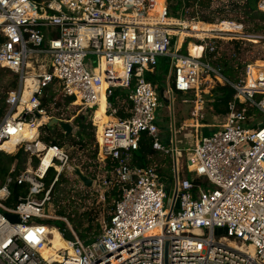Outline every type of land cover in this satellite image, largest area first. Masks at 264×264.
Instances as JSON below:
<instances>
[{"label":"built area","instance_id":"1","mask_svg":"<svg viewBox=\"0 0 264 264\" xmlns=\"http://www.w3.org/2000/svg\"><path fill=\"white\" fill-rule=\"evenodd\" d=\"M256 9L264 12V0ZM225 22L247 33L232 21L216 24ZM195 23L206 22L170 16L164 0H0V71L18 78L4 99L0 152L21 149L28 157L27 167L13 175L14 163L0 185V264H264V68L248 63L238 81H226L213 65L216 42L236 36L195 30ZM191 44L201 48L198 56L189 51ZM40 55L48 69L40 64L37 72L28 58ZM87 57L95 59V69H89ZM159 58L168 67L161 90L168 108L176 92L183 103L187 96L198 97L204 77L233 90L217 129L200 134L183 151L175 136L161 138L157 124L160 91L147 78ZM49 92L52 103L45 107ZM60 98L72 99L85 112L103 103L107 121L98 153L104 169L111 162L104 185L116 187L118 197L93 240H81L72 229L65 231L68 240L57 231L67 247L53 258L43 254L52 248L51 227L42 223L48 219L44 206L74 167L61 147L40 140L39 128L56 118L47 110ZM42 117L46 121L39 123ZM24 126L37 133L26 139ZM144 136L152 150L172 156L170 179L151 165L131 164ZM183 157L180 178L177 159ZM189 174L204 177L213 188L191 182ZM12 184L27 190L8 206ZM216 229L224 235L215 236Z\"/></svg>","mask_w":264,"mask_h":264},{"label":"rangeland","instance_id":"2","mask_svg":"<svg viewBox=\"0 0 264 264\" xmlns=\"http://www.w3.org/2000/svg\"><path fill=\"white\" fill-rule=\"evenodd\" d=\"M211 1V8L201 10V15L212 17L213 23L212 25H200L202 29L216 30V26H218L216 23H218L222 17H226L229 20L242 22L245 26V31L247 32L236 33L235 31H230L228 34L236 36L235 38L226 37V40L219 41L218 51L219 55L224 58V61L230 63V61L233 60L238 64L241 71L248 62L256 64L257 61H264V30L258 29V27L263 26V22L257 13L255 12L253 17H247L243 15L239 9H232L229 3L232 1L237 2L239 0ZM174 4L175 1L172 2V5ZM217 8L222 11L220 13L212 11ZM189 18L190 16L187 14L186 19ZM191 26L195 28L197 25L191 24ZM228 28L239 30V27L235 25H228ZM237 36L246 39H241ZM253 36L256 37L253 38ZM235 43L238 45L236 49ZM233 54L235 57L231 59ZM37 57L39 58V56ZM37 57L32 56L31 58H28V62L32 64L34 70L38 72L40 64H45L48 69L47 58L40 55L42 60L39 59L37 62ZM89 59L93 61L90 66L93 70L95 69V59L88 58V60ZM27 71L29 70L27 69ZM15 81L17 85L18 79L15 75L9 71H0V106L4 103L6 93L15 88ZM217 85H219V83L214 78L211 77L210 79H207L204 77L200 83L198 97L187 96V103H183V95L179 96L178 94H173V105L171 108L166 107L168 104L163 102L161 109L157 113V124L160 128H163L161 131V138L167 139L169 135L175 136L177 148L180 150L182 149L183 151L188 147H192L196 143V139L200 134L207 136L210 134V130L217 129L223 116V113H220L222 108L218 106V96L220 93ZM57 102L60 106L58 108L50 106L47 110V114L68 121L73 126L72 134L68 136V140L64 142L61 148L69 154L73 167L78 168L84 176H87L92 182H94L90 187H85L75 175L74 169L73 172L67 175L64 174L55 185L54 192L53 194L51 193L50 202L44 206V213L48 217L47 220L63 222L66 230L72 229L76 233L77 230H75V227H73L71 223V220H73L79 231L91 225L92 230H90V233H92L95 230V224H98L100 227L101 224L106 222L114 202L113 199L107 201L106 192L108 190L106 189L103 194H100L101 185L96 184L98 176L101 175L104 183V180L109 175L108 173L110 171V169H104L103 167L102 172H99L100 163L97 158L98 144L95 133L97 129L101 130L102 116L99 114L96 115V113L94 114L93 111L85 112L77 105V103L65 105L64 98H60ZM196 109H198L197 115L195 113ZM76 117H81L85 122L84 124L88 126V129L85 130L86 133L90 134L93 129V139L90 137L84 138L86 146L82 149L78 146L71 145L72 140H79L76 135L79 129L74 123ZM170 120V125L172 124L171 128H169L170 126L168 122ZM39 133L40 137L45 136L46 134L42 130ZM55 133L58 135L63 134L58 127L55 129ZM94 152H96L95 159L92 157ZM22 157L23 162L20 165L21 171L28 165L27 155L23 154ZM148 159L150 160L149 165L157 169L161 176L168 179L172 177L174 168L172 156L157 152L156 155L148 156ZM177 165L178 174L181 178V176L184 175L181 172V169L184 171V157L177 159ZM188 179L202 187L213 188L208 184L204 177L194 178L189 174ZM59 213H62L63 215H59ZM56 230L58 231V229Z\"/></svg>","mask_w":264,"mask_h":264},{"label":"trees","instance_id":"3","mask_svg":"<svg viewBox=\"0 0 264 264\" xmlns=\"http://www.w3.org/2000/svg\"><path fill=\"white\" fill-rule=\"evenodd\" d=\"M158 2H161L162 0H157ZM175 1V4L172 5V2ZM259 0H239V1H232L229 3V5L232 7V9H239L240 12L247 16V17H253L254 13L256 12L257 15L260 17L261 21L263 22V26L258 27V29L264 30V12H260L256 9L257 2ZM164 3L167 7L168 13L170 16H173L175 18H180V19H186L187 14L191 17H198L200 21L212 24L213 23V18L210 16H205L201 15V10H207L211 8V0H164ZM196 4V10L194 9V5ZM213 12L220 13L222 10L219 8L212 10ZM200 16V17H199ZM226 20V21H232L238 24H242V22L236 21V20H229L226 17H222L220 21ZM243 25V24H242ZM244 26V25H243ZM245 28V26H244ZM217 46L219 44V41L216 42ZM236 44V43H235ZM238 47V45H235V49ZM233 56L231 59H233ZM251 63V62H248ZM213 65L219 67L220 69V74L221 76L228 82H236L238 81L243 75H244V68L241 71L239 68L238 64L234 62L233 60L230 61V63L225 62L224 58L219 55L218 51V59L216 63ZM167 65L165 63V60L162 58H159L157 61V65L155 67V72L153 76H148L147 80L154 85L158 87V90L161 91L164 88V76L167 74ZM17 77V76H16ZM18 79V78H17ZM14 87H16V81L14 82ZM218 90H219V96H218V103L222 111L220 113H225L227 111V103L232 99L233 96V90L230 88L228 84L224 85H217ZM176 94H178L176 92ZM180 96V94H178ZM52 97L53 94L49 92L47 95V98H45L42 102L43 106H48V104L52 103ZM72 102V99L66 98L65 99V105H69ZM163 102H161V107H162ZM60 104L58 102L55 104V107H59ZM160 107V109H161ZM167 107V106H166ZM5 109V104L3 103L0 106V117L3 115ZM169 122V121H168ZM74 123L78 127L79 131L76 133L77 137L79 140L74 141L72 140L71 145L72 146H78L80 149L84 148L86 146V142H84V138H92L93 139V129L91 130V133L88 134L85 132L86 129H88V126L84 124L85 122L81 119V117H76L74 119ZM160 128V127H159ZM56 129V128H55ZM55 129L49 128L46 125H43L39 128V132L42 130L46 134L45 136L40 137L39 133V138L42 142L48 145H53V146H58L62 147L65 141L68 140V137H65L63 134L58 135L55 133ZM162 131L163 128H160ZM99 133L100 130L97 129L96 131V139L98 141L99 139ZM157 152L152 150L151 148V139L147 136H144L140 142H139V149L132 154L131 158V164L136 165V166H149L150 160L148 159V156H153L156 155ZM23 153L21 149H18L14 154L8 155L3 152H0V185L4 181V179L7 177L9 174V171L11 169V166L15 163V169L13 172V175H18L21 171L20 165L23 162ZM92 157L95 159L96 158V152L93 153ZM98 162L100 163V169L99 172H102L103 169V156H101V153H98ZM37 160L33 159V164H36ZM106 168L110 169L111 168V162L108 161L106 163ZM157 171V169H155ZM158 172V171H157ZM54 172L50 170L47 174V176L44 179V183L46 188L49 186L51 179L53 177ZM102 176V175H101ZM98 176V179L96 180V184L101 185L102 183V177ZM108 177V176H107ZM55 187V186H54ZM52 188V194L54 192L55 188ZM26 187L25 186H18L16 184H12L9 186V191H10V198L6 202L8 206L11 204L16 203L18 200L19 196H23L26 193ZM100 194H103L106 190L105 186H101L100 188ZM106 200L108 201L109 199L116 200L118 197V191L116 187L110 188L106 192ZM103 196V195H102ZM59 215H63L62 213H59ZM91 221V220H90ZM108 221V218L106 219ZM92 222V221H91ZM90 222V223H91ZM44 225L51 226L53 228L58 229L59 232H65V224L63 222L59 221H50L47 220L45 222H42ZM71 223L73 227H75L76 235L83 241H91L94 238H96L100 234V227L98 224H95L94 232L90 233V230H92V226L89 225L87 228L78 230V227H76L75 223L73 220H71ZM102 226V224H101Z\"/></svg>","mask_w":264,"mask_h":264},{"label":"bare ground","instance_id":"4","mask_svg":"<svg viewBox=\"0 0 264 264\" xmlns=\"http://www.w3.org/2000/svg\"><path fill=\"white\" fill-rule=\"evenodd\" d=\"M194 25H197L194 28L195 30L206 31V32H210L211 31V29H202L200 27V25H208L206 23H203V24L200 23V24H194ZM228 25H234V24H228L227 22H225L224 24H220V25L216 26L217 27L216 30L215 29H213V30L218 31V32H225L227 34L230 33V31H235L236 33H241L240 29L239 30L229 29L228 28ZM189 46H192V49L191 50L189 49V47H188V49H189V51L193 55L198 56L201 53V48H198L196 46H193L192 44L189 45ZM88 58H91V57H87L85 59V62L89 66V69H91L90 66L92 65L93 61H91L90 59L88 60ZM38 61L39 60L37 59V62ZM256 66L257 67L263 66V68H264V62L257 61L256 62ZM77 105H78V103H77ZM95 113H96V115L99 114V115L102 116L101 126H100V128L102 130L103 124L107 121V118L104 115V106H103V103H100V107L98 108V110L96 112H94V114ZM45 121H46V118L45 117H42L40 119V122L39 123L45 122ZM23 129H24V136H25L26 139L27 138H30V136H34L37 133V130H36L35 127L31 128L30 126H24ZM101 130H100V133H99V139H98V141H100ZM101 156H102V153H101ZM93 182H92V185H93ZM101 186H105L104 183H103V181L101 183ZM47 234H49L51 236L50 238H51L52 248L51 249H44L43 250V254H44L45 257L52 256L53 258H56V251L59 250V249H65L67 247V244L63 241V239L61 238V236L58 234L57 230H55L54 228H49L47 230ZM250 252H252V249L251 248H250Z\"/></svg>","mask_w":264,"mask_h":264},{"label":"water","instance_id":"5","mask_svg":"<svg viewBox=\"0 0 264 264\" xmlns=\"http://www.w3.org/2000/svg\"><path fill=\"white\" fill-rule=\"evenodd\" d=\"M160 99L162 102L167 103V100L165 98H163L162 96V92L160 91ZM46 126L52 129H55L56 127H58L62 133L64 134L65 137H68L72 134L73 132V126L71 125L70 122L65 121V120H59L56 118H52L50 120L47 121ZM74 173L75 175L79 178V180L82 182V184L85 187H90L92 185V180L90 178H88L87 176H84L78 168H74ZM160 182L162 183H166V179L165 178H161ZM172 195V186L170 185V190L168 193V198H170ZM176 208H178V204H176ZM6 218L11 221V222H18V219L16 216L14 215H5ZM225 230L222 229H216L214 231V235L215 236H221L224 235ZM64 237L68 240H72V237L70 235V233L65 232L64 233ZM166 264V263H165Z\"/></svg>","mask_w":264,"mask_h":264},{"label":"crops","instance_id":"6","mask_svg":"<svg viewBox=\"0 0 264 264\" xmlns=\"http://www.w3.org/2000/svg\"><path fill=\"white\" fill-rule=\"evenodd\" d=\"M196 24V23H195ZM189 49L191 50L192 49V46H189ZM41 59L42 60V57H39L38 60ZM198 125V124H197Z\"/></svg>","mask_w":264,"mask_h":264}]
</instances>
